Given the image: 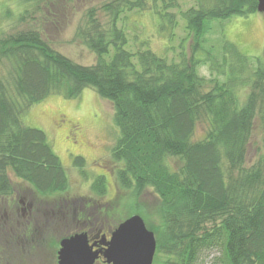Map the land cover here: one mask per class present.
Listing matches in <instances>:
<instances>
[{
  "label": "trees",
  "instance_id": "1",
  "mask_svg": "<svg viewBox=\"0 0 264 264\" xmlns=\"http://www.w3.org/2000/svg\"><path fill=\"white\" fill-rule=\"evenodd\" d=\"M22 1L41 10L50 0ZM157 1L175 3L150 0V5ZM148 3L110 0L101 5L108 16L104 24L94 8L88 10L76 35L96 55L90 65L54 49L37 29L0 39V198L14 191L12 172L30 186L31 197L23 195L32 217L40 213L33 191L60 195L57 204H45L47 214H58L62 204L77 208L76 198L63 197L67 173L45 132L21 118L50 94L73 98L92 88L114 107L118 137L111 157L121 162L120 187L136 197L151 188L160 201L157 264H202L207 257L208 264H264V56H248L230 41H224L219 56H197L207 20L258 12L257 0H198L181 12L195 42L179 61L157 54L147 41L135 50L126 47L117 20L124 10L145 9ZM165 15L172 30L174 15ZM199 65H207L209 77L199 73ZM202 120L205 133L195 139ZM255 129L257 157L247 163ZM74 164L84 172L82 156H75ZM91 189L103 194L105 177L96 176ZM77 211L78 219L86 212ZM0 216L1 228L10 229L7 207L1 206ZM4 245L0 238V249Z\"/></svg>",
  "mask_w": 264,
  "mask_h": 264
},
{
  "label": "rangeland",
  "instance_id": "2",
  "mask_svg": "<svg viewBox=\"0 0 264 264\" xmlns=\"http://www.w3.org/2000/svg\"><path fill=\"white\" fill-rule=\"evenodd\" d=\"M108 1L110 0H50L46 6L40 7L41 10H37L34 5L22 0H0V39L22 29H37L54 49L75 62L90 65L95 62L96 55L81 42L76 30L86 21L90 8L95 9V15L103 24L106 23L108 16L101 5ZM147 1L149 3L145 9L124 10L117 20L118 26L123 27L126 32V47L135 50L142 42L147 41L153 51L166 55L169 60L179 61V55L183 51L188 57L195 41L194 35L185 28L186 21L181 12L196 6L198 0H174V5L166 6L160 1L155 3L156 6L150 5V0ZM25 9L27 11L23 12ZM166 12L174 15L176 25L172 30H169L171 24ZM21 13L27 14L24 19H20ZM206 25L203 33L205 41L197 52L199 58L205 57L207 53L219 56L224 41L233 42L248 56L263 58L262 13L207 20ZM170 32L173 34L169 35ZM104 57L109 59L110 55ZM198 71L201 75L210 76L207 65H199ZM21 119L25 125L45 132L48 142L65 167L68 177L66 194L74 195L78 209L85 200L94 202L95 208L91 211L99 214L98 226L104 219L103 230L110 225L113 227L132 214H139L147 223V228L157 236L161 223L157 194L148 188L136 197L130 189L120 187L117 181L116 171L121 162L111 157V147L118 137V128L114 123V107L109 100L100 97L92 88H84L73 98L50 94L30 105ZM62 120H69L76 125L74 139L70 138L68 124ZM206 127V120L199 122L194 138L203 137ZM258 140L259 132L255 129L253 142L248 149L247 163L254 162L257 157L255 144ZM77 155L84 159L83 173L74 164ZM98 175H103L106 180V190L101 195L91 189V183ZM9 176L14 191L12 195L0 198V210L1 206L7 207L10 218V229H4L1 228L3 221L0 216V238L5 244L0 249V264H57L59 240L69 228L59 227L52 221L44 226L43 213L49 210L46 205L57 204L61 199L60 195L39 196L33 191L32 198L40 206V213L34 215V218L27 210V200L31 197L30 186L16 178L12 172H9ZM17 191L28 192L24 204L18 202L20 194ZM22 207L23 216L19 214ZM15 208L18 212H15ZM207 260L208 257L202 264H208ZM152 264H157V258L153 259Z\"/></svg>",
  "mask_w": 264,
  "mask_h": 264
},
{
  "label": "water",
  "instance_id": "3",
  "mask_svg": "<svg viewBox=\"0 0 264 264\" xmlns=\"http://www.w3.org/2000/svg\"><path fill=\"white\" fill-rule=\"evenodd\" d=\"M257 11L264 15V0H257ZM104 249H93L86 232H76L59 241L57 264H94L100 254L108 264H152L156 237L139 214L121 220L109 239L99 240Z\"/></svg>",
  "mask_w": 264,
  "mask_h": 264
},
{
  "label": "flooded vegetation",
  "instance_id": "4",
  "mask_svg": "<svg viewBox=\"0 0 264 264\" xmlns=\"http://www.w3.org/2000/svg\"><path fill=\"white\" fill-rule=\"evenodd\" d=\"M62 122L67 123L69 126V133H70V138L74 139V129L76 131V125H74V123H71L69 120H62ZM73 133V134H72ZM74 144V141H73ZM17 194H20V199H19V203L24 204V199H26L24 197V192L20 193L17 192ZM22 195V196H21ZM65 199H74V195L71 196L70 194H65L63 196ZM27 210L30 211L31 209V205L27 204ZM94 202H89L88 200H85L80 209L85 211V214H83L81 217L78 219V211L77 208H75L74 206H67V204H65V206H63V204L61 205V207L58 210V214H47L44 213L43 214V220L45 222L44 226H47L50 224V222L52 221L55 224H58L59 227H65L67 226L68 232L62 237H68L76 232H86L87 236H88V241L89 244H91L92 242H95V245L93 247V249H104V245L99 241L101 239H103V235L105 236V239L108 240L109 236H110V232L115 228H111L112 226L110 225V227H108L106 230H103L102 226H103V221L104 219L101 221V219L99 221H101V224L98 226V216L99 214H93L94 212L91 211L92 208H95L94 206ZM90 209V210H89ZM23 211L24 208H21V211L19 210V214H21L23 216ZM18 212V209H17ZM78 220H80L81 222H79ZM30 221V220H29ZM28 221V222H29ZM79 222V223H78ZM69 225V226H68ZM117 225V224H116ZM61 238V239H62ZM60 239V240H61ZM59 240V241H60ZM59 245V243H58ZM94 264H108L104 261V257L102 254L99 255V257L95 260Z\"/></svg>",
  "mask_w": 264,
  "mask_h": 264
}]
</instances>
